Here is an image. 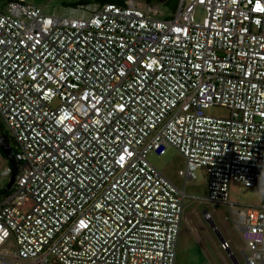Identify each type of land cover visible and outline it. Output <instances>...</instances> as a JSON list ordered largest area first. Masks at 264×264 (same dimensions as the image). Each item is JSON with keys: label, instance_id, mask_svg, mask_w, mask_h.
Here are the masks:
<instances>
[{"label": "built area", "instance_id": "2783aa9c", "mask_svg": "<svg viewBox=\"0 0 264 264\" xmlns=\"http://www.w3.org/2000/svg\"><path fill=\"white\" fill-rule=\"evenodd\" d=\"M75 9L87 13L0 2V121L18 163L0 198V264H174L197 170L202 201L231 208L243 264H264V197L229 202L231 182L264 189V0ZM214 106L227 116L206 115ZM167 147L185 161L182 189L148 161Z\"/></svg>", "mask_w": 264, "mask_h": 264}, {"label": "rangeland", "instance_id": "374dc122", "mask_svg": "<svg viewBox=\"0 0 264 264\" xmlns=\"http://www.w3.org/2000/svg\"><path fill=\"white\" fill-rule=\"evenodd\" d=\"M88 2L89 9L95 8L94 0H27V3L40 7L46 14L56 16H85L86 11L75 9L73 6ZM144 2L143 0H137ZM163 13H168V8L156 1H152ZM78 8V6L76 7ZM195 16L201 20L204 9L201 4L195 7ZM205 114L215 117L227 116L225 108L209 107ZM7 133L6 126L0 121V136ZM148 161L172 183L182 189L183 179L177 172L183 168V158L172 147H167L163 152H150ZM8 166L7 159L0 155V169ZM196 179L187 182L184 187L186 195L183 203V216L180 225V233L177 242V250L174 264H211V261L219 259L223 264H234L223 251L218 248L219 238L212 230L211 224L203 219V212L207 211L212 217V223L217 227L219 233L231 244V249L236 260L243 264L241 251L244 242L241 234L237 231L233 222V215L228 204L209 203L202 201L207 196V180L201 170H197ZM10 178L0 177V190L9 183ZM264 197V189L258 187H247L240 182H231L229 186V202L238 206H258ZM32 206V201L27 199L19 210L26 212Z\"/></svg>", "mask_w": 264, "mask_h": 264}, {"label": "trees", "instance_id": "16d2710c", "mask_svg": "<svg viewBox=\"0 0 264 264\" xmlns=\"http://www.w3.org/2000/svg\"><path fill=\"white\" fill-rule=\"evenodd\" d=\"M6 0H0V2H3ZM144 2L152 3V1H156V3L161 4L162 6L168 8V13L175 11L177 6V0H143ZM94 4L102 5L104 3H115V4H123L124 0H94ZM89 3L84 1L81 3H78L74 5L73 7L76 8L77 6H86ZM9 148L13 153L11 138L8 136V134H3L0 136V155L4 158L3 149ZM9 165V164H8ZM9 191L7 190L6 186L0 190V198L4 195H6Z\"/></svg>", "mask_w": 264, "mask_h": 264}, {"label": "water", "instance_id": "95a60500", "mask_svg": "<svg viewBox=\"0 0 264 264\" xmlns=\"http://www.w3.org/2000/svg\"><path fill=\"white\" fill-rule=\"evenodd\" d=\"M3 154H4L5 158L7 159L8 164L11 168V177H10L9 183L6 185L7 190H9L11 188L14 180H15L16 175H17L18 163L15 161V159L13 157V153L9 148H4Z\"/></svg>", "mask_w": 264, "mask_h": 264}, {"label": "crops", "instance_id": "0c3cea01", "mask_svg": "<svg viewBox=\"0 0 264 264\" xmlns=\"http://www.w3.org/2000/svg\"><path fill=\"white\" fill-rule=\"evenodd\" d=\"M183 162H184V166H183V168H184V167H185V161H184V159H183ZM183 168H182V169H183ZM180 170H181V169H180ZM171 182H172V181H171ZM218 238H219V237H218ZM218 248H219L220 251H222V250L220 249V247H219V243H218ZM231 260H232V259H231ZM232 261H233V260H232ZM210 263H211V264H223L219 259H217L216 262H215V261H211ZM233 263H234V262H233ZM234 264H235V263H234Z\"/></svg>", "mask_w": 264, "mask_h": 264}, {"label": "snow or ice", "instance_id": "6c2138e0", "mask_svg": "<svg viewBox=\"0 0 264 264\" xmlns=\"http://www.w3.org/2000/svg\"><path fill=\"white\" fill-rule=\"evenodd\" d=\"M131 59V58H130Z\"/></svg>", "mask_w": 264, "mask_h": 264}]
</instances>
